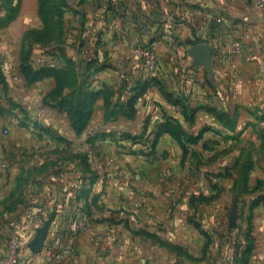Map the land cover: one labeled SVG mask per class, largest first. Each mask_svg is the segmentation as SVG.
<instances>
[{"label": "rangeland", "instance_id": "obj_1", "mask_svg": "<svg viewBox=\"0 0 264 264\" xmlns=\"http://www.w3.org/2000/svg\"><path fill=\"white\" fill-rule=\"evenodd\" d=\"M184 5L0 0V258L22 236L19 264L87 257L93 245L98 256L126 248L130 264H254L264 136L242 138L217 100L252 73L227 79L212 53L207 69L192 51L205 20ZM205 22L229 32L235 20Z\"/></svg>", "mask_w": 264, "mask_h": 264}, {"label": "crops", "instance_id": "obj_2", "mask_svg": "<svg viewBox=\"0 0 264 264\" xmlns=\"http://www.w3.org/2000/svg\"><path fill=\"white\" fill-rule=\"evenodd\" d=\"M184 7L187 12H190L189 14L196 11L192 10V7H199L200 17L205 21H209L214 12L217 15L234 17L235 23L229 32H211V30L208 32L206 26L208 23L205 21L199 23L198 31L205 33V42L211 48L212 65L216 71L223 72L227 79L233 77L234 73L245 70L252 73L249 78L241 80V84L238 82L235 85L234 82L229 83L227 80L226 83L230 86L227 85L226 88L229 86L232 91L228 94L225 90L226 92L217 100H220L222 104L219 110L224 114L230 113L233 119L237 120L235 129L237 132L242 130L240 136L252 138L258 145L261 143V137L264 136V0H251L250 3L247 0H185ZM236 38H239L241 52L231 54L232 44ZM222 90H224L223 86ZM244 109L247 113L243 112ZM248 110L254 111L252 113ZM207 116H209L208 119L212 117L210 114ZM251 121L255 122L253 126L248 124ZM220 131L225 132L223 129ZM260 133L263 134L260 135ZM254 158L253 172L264 185V151L258 156L254 155ZM66 212L68 210L62 208L57 216L62 217ZM253 216L255 224L252 227V233L255 240L251 261L254 264H264V207L254 208ZM91 248L92 255L87 257L70 255L58 264H130L133 260L132 256L127 255L126 248L121 249L122 253L117 256L112 253L98 256L96 246L93 245ZM24 254L28 255V250H24ZM161 262L165 263V260ZM152 263L158 264L153 261Z\"/></svg>", "mask_w": 264, "mask_h": 264}, {"label": "water", "instance_id": "obj_3", "mask_svg": "<svg viewBox=\"0 0 264 264\" xmlns=\"http://www.w3.org/2000/svg\"><path fill=\"white\" fill-rule=\"evenodd\" d=\"M192 51H194L197 55V58L203 65L209 69L210 67V52L211 48L208 44H196L192 47ZM236 218H237V205L234 204L233 208L230 211L229 214V225L231 227L236 225ZM46 227L47 224H45L41 229H39L35 235V237L29 242V245L33 247L34 249H40L42 246L43 239L46 234Z\"/></svg>", "mask_w": 264, "mask_h": 264}, {"label": "built area", "instance_id": "obj_4", "mask_svg": "<svg viewBox=\"0 0 264 264\" xmlns=\"http://www.w3.org/2000/svg\"><path fill=\"white\" fill-rule=\"evenodd\" d=\"M36 216V221L39 220L36 213H33ZM20 238L25 239L22 236H13L11 238V245H12V252H10L8 255L0 258V264H19L18 262V254L17 251L25 245L26 240L23 242Z\"/></svg>", "mask_w": 264, "mask_h": 264}]
</instances>
